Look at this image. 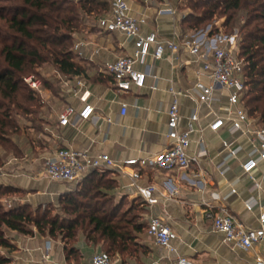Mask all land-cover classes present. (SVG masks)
Instances as JSON below:
<instances>
[{"label": "crops", "instance_id": "0c3cea01", "mask_svg": "<svg viewBox=\"0 0 264 264\" xmlns=\"http://www.w3.org/2000/svg\"><path fill=\"white\" fill-rule=\"evenodd\" d=\"M107 1L108 13L110 0ZM166 1V7L174 11L172 15L157 14L164 0H127L129 14L143 19L144 31H154L160 38L179 43L195 35L197 32L182 29L181 21L186 13L182 8L184 0ZM77 37L90 40L99 47V53L92 58L89 50L79 56L86 64L85 74L73 78L58 75L56 94L42 88L39 95L43 104L40 112L43 129L35 132L28 127L29 123L23 122L27 126L26 133L15 139L18 155L0 147L3 162L0 184L24 190L20 202L35 207L58 202L62 194L75 190L93 172L71 183L48 180L43 172V161L59 148L74 147L91 154L105 153L122 159L151 157L164 151L170 88L190 91L196 80L204 78L185 49L180 48L178 53L166 50L162 58L154 60L149 54L144 65H136L148 73L143 88L120 92L104 70V64L132 54V41L118 32H104L96 23L89 22L75 35ZM151 75L156 76L155 81ZM76 78L82 79L90 91L89 102L94 106V113L88 120L74 126H60L58 114L61 109L66 105L75 108L81 105L78 94L73 92ZM64 79L69 80V84L65 85ZM151 83L156 84L155 90L149 88ZM226 94L225 90L217 89L215 99L199 108H196L193 98L179 99L180 125H185L190 114L197 111L198 119L188 153L194 156L200 150L204 152L205 156L198 164L167 172L133 166H127L123 171L106 169L103 180L111 181L112 186L105 187V191L121 208L127 202L137 204L140 209L138 215L145 224L135 239L137 250L125 256L113 254L112 264H176L177 256L193 264H255L256 255L264 258V241L249 250L237 248L223 241L222 234L214 231L212 220L206 215L208 211L217 212L224 208L245 227L255 228L259 225V207L254 205L248 210L245 202L264 204V163H260L252 174L260 188H255L252 180L243 176L239 165L249 147L248 136L233 134L227 127L218 132L209 129L208 125L215 117H228ZM50 98L54 101L55 110L48 111L45 116L43 111L47 109ZM123 103L126 108L122 114ZM223 140L232 146H241L235 157L225 156ZM134 170L140 175L135 180L131 176ZM148 185L153 189L144 191ZM13 200L14 205L19 199L14 197ZM150 216L161 217L175 231L174 251L159 247L147 234ZM7 236L14 247L11 250L0 248V253L9 260L6 264H91V256L101 251L99 244L91 243L81 233L76 235L77 255L70 258H66L60 239L39 235L35 231L33 235H23L9 230Z\"/></svg>", "mask_w": 264, "mask_h": 264}, {"label": "trees", "instance_id": "16d2710c", "mask_svg": "<svg viewBox=\"0 0 264 264\" xmlns=\"http://www.w3.org/2000/svg\"><path fill=\"white\" fill-rule=\"evenodd\" d=\"M0 146L18 155L15 139L24 136L26 124L35 132L43 129V106L39 93L24 81L28 73H39L45 64L66 78L84 75L86 64L73 50L75 35L85 28L86 19L97 20L107 13V0H0ZM174 1V0H169ZM187 9L183 30L198 31L214 17L224 16V26L241 21L242 38L238 56L244 61L245 91L242 103L249 115L264 118V0H184ZM39 75V74H38ZM42 88L50 90L48 80ZM22 121V122H21ZM24 122V123H23ZM3 162L0 159V167ZM106 169L94 170L77 188L58 199L59 211L45 204L27 202L7 206L5 199L21 197L25 191L0 184V248L13 249L9 230L19 234L60 239L66 258L76 257V235L81 233L93 244L107 245L110 256L133 254L138 244L141 222L137 204L125 209L116 205L105 191L112 182L103 180ZM14 201V200H13ZM137 207V208H136ZM133 209L137 212L132 213ZM8 258L0 253V264Z\"/></svg>", "mask_w": 264, "mask_h": 264}, {"label": "built area", "instance_id": "2783aa9c", "mask_svg": "<svg viewBox=\"0 0 264 264\" xmlns=\"http://www.w3.org/2000/svg\"><path fill=\"white\" fill-rule=\"evenodd\" d=\"M166 5L167 1L164 0L162 7L157 10L158 15H172L174 13L172 8L166 7ZM143 23V19H137L129 14L127 0H110L109 12L100 16L96 21L100 30L107 33H121L132 41V54L118 57L104 64V70L111 76L116 90L129 92L133 88H143L148 73L138 69L136 65H144L149 54L154 60L160 59L166 50L171 53H178L180 48L185 49L192 57V61L197 64L200 75L204 77L196 80L190 91L170 88L171 101L167 108L166 148L156 156L125 159L105 153L91 154L87 150L74 147L59 148L43 161L45 177L53 182L71 183L96 169L123 171L127 166H133L138 168L151 167L167 172L186 169L192 163L198 164L205 156L204 152L200 150L194 156L188 153L191 134L198 119L197 111L194 110L190 114L185 125H180L181 106L179 99L181 97L193 98L196 108H199L204 104H210L215 99L214 92L220 89L227 92L226 110L228 117H215L209 123V129L218 132L227 127L233 134L248 136L249 147L245 158L240 161L239 165L243 176L252 180L255 188H260L252 174L260 163H264V118L260 120L258 117L249 115L243 106L244 61L238 56V53L234 52V40L222 34L197 32L189 39L185 38L177 43L158 37L154 31L145 32ZM72 50L78 56L89 50L91 58L99 53V47L82 37L74 39ZM151 78L156 80L155 75H151ZM24 81L35 92L39 94L42 92L40 80L33 76H26ZM68 81L67 79L63 80L65 85L69 84ZM73 85V92L78 94L81 105L79 108L72 105L64 106L58 114L60 126H74L81 121L88 120L94 113V106L89 102L90 91L85 87L83 80L76 78ZM149 88L155 90L157 86L155 83H151ZM125 108L126 104L123 103L121 105L122 114L125 112ZM222 148L226 152V157H235L241 146H232L229 141L223 140ZM262 175L264 176V170ZM131 176L135 180L140 176L139 171H132ZM152 189L153 186L151 185L143 188L144 191ZM254 205L259 207V225L255 228L245 227L224 208L217 212L208 211L206 215L212 220L214 231L222 234L224 242L243 250H249L264 241V204L245 202V208L248 210L252 209ZM147 234L159 247L174 251L173 242L176 233L161 217L150 216L148 218ZM254 261L255 264H264V258L260 255H256ZM91 264H112V258L106 251L96 252L91 256ZM176 264L193 263L184 257L177 256Z\"/></svg>", "mask_w": 264, "mask_h": 264}, {"label": "rangeland", "instance_id": "374dc122", "mask_svg": "<svg viewBox=\"0 0 264 264\" xmlns=\"http://www.w3.org/2000/svg\"><path fill=\"white\" fill-rule=\"evenodd\" d=\"M12 3L10 2H5V1H0V6H4V5H10ZM186 2H183L182 8H184V5L186 6ZM187 10V9H185ZM225 17L224 16H220V17H214L212 21H210L209 23H206V25H204L202 28H200L198 31L196 32H204V33H208V34H222V35H226L227 37H231L234 40V44H235V50L234 52L238 53L239 52V44L241 42V38H242V31H241V25L242 22L241 21H237V22H233L232 26H224ZM97 20H92V19H86V22H89L90 24H95ZM4 22L3 20H0V25H2ZM38 74L36 75L35 73H31V76H33L34 78L38 79L41 81V79L44 80H48L50 83V94H56L58 92V80H59V76L56 72V70L54 69V67L50 64H45L43 65L41 68L38 69ZM26 76H30V73H28ZM49 102V103H48ZM47 102L46 106L47 109H45V111H43V114L45 116H47V112H52L53 110H55V104L54 101L50 98V100ZM43 116V115H42ZM22 122V121H21ZM25 123H28L27 121H24ZM1 147V146H0ZM2 160V159H1ZM21 197H17V202H20ZM4 202L7 204V206H12L13 205V200L11 198L5 199ZM127 204H129V202H127ZM127 204L124 206V209L126 208ZM47 205V204H46ZM48 205H51V208H53L56 211H59V204L58 202L55 203H49ZM45 205H42V208H44ZM35 208V206H33ZM37 207V206H36ZM137 207L139 208V206L137 205ZM136 207V208H137ZM137 212V209H133L132 213ZM139 217V216H138ZM101 250H107V245L105 244H101L100 245Z\"/></svg>", "mask_w": 264, "mask_h": 264}]
</instances>
